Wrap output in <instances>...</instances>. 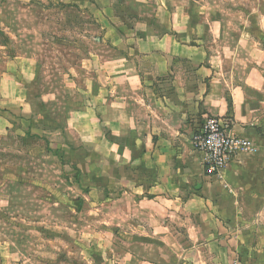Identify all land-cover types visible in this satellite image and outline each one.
I'll return each mask as SVG.
<instances>
[{
  "label": "crops",
  "instance_id": "crops-1",
  "mask_svg": "<svg viewBox=\"0 0 264 264\" xmlns=\"http://www.w3.org/2000/svg\"><path fill=\"white\" fill-rule=\"evenodd\" d=\"M56 6L86 15L95 42L119 53L91 57L87 101L67 118L69 135L98 158L82 198L102 217L110 210V264H264V75L242 69L252 35L264 58V15L236 43L192 24L180 0H0L1 134L35 117L39 33L22 20ZM206 116L228 119L255 146L217 176L191 146ZM24 258L0 247V264Z\"/></svg>",
  "mask_w": 264,
  "mask_h": 264
},
{
  "label": "rangeland",
  "instance_id": "rangeland-1",
  "mask_svg": "<svg viewBox=\"0 0 264 264\" xmlns=\"http://www.w3.org/2000/svg\"><path fill=\"white\" fill-rule=\"evenodd\" d=\"M180 1L194 13L192 24L209 22L228 30L236 43L264 15V0ZM22 21L23 29L36 27L39 33L37 79L28 87L35 117L13 120L11 131L0 132V247L25 254L27 264H110L105 252L110 210L102 217L82 198L84 187L95 182L91 174L98 158L69 135L67 118L87 99L86 80L97 69L91 57L119 53L95 42L98 35L89 33V19L75 8L56 6L48 15ZM23 36L34 42L33 33ZM252 37L244 40L251 55L242 69L248 65L264 75V58H258L253 43L258 39ZM261 43L264 47V40Z\"/></svg>",
  "mask_w": 264,
  "mask_h": 264
},
{
  "label": "built area",
  "instance_id": "built-area-1",
  "mask_svg": "<svg viewBox=\"0 0 264 264\" xmlns=\"http://www.w3.org/2000/svg\"><path fill=\"white\" fill-rule=\"evenodd\" d=\"M230 121L206 116L191 137L192 148L203 156L202 166L207 176H217L236 157L255 151L251 141L232 133Z\"/></svg>",
  "mask_w": 264,
  "mask_h": 264
}]
</instances>
